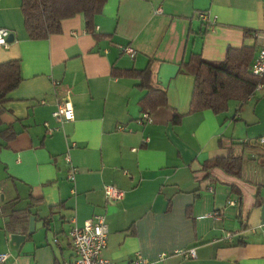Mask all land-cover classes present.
<instances>
[{
    "label": "crops",
    "instance_id": "crops-1",
    "mask_svg": "<svg viewBox=\"0 0 264 264\" xmlns=\"http://www.w3.org/2000/svg\"><path fill=\"white\" fill-rule=\"evenodd\" d=\"M0 28L9 31L0 64L19 61L22 76L0 116V131L15 133L0 137L4 264L70 260L71 223L96 215L108 229L103 257L115 264L137 252L152 264H264V149L252 143L264 135V84L225 113L189 114L194 79L180 73L192 54L221 62L228 49L247 46L255 58L264 47V0H106L93 33L78 14L44 40L28 37L21 0H0ZM148 65L167 107L145 121L146 91L111 73ZM66 102L74 119L57 123L51 114ZM44 124L56 130L48 134ZM230 151L243 160L241 178L220 169L206 177L204 163ZM105 185L122 200L107 202ZM21 209L34 216V232L29 240L17 234L25 241L10 253L3 226ZM188 249L194 259L177 254Z\"/></svg>",
    "mask_w": 264,
    "mask_h": 264
},
{
    "label": "trees",
    "instance_id": "trees-1",
    "mask_svg": "<svg viewBox=\"0 0 264 264\" xmlns=\"http://www.w3.org/2000/svg\"><path fill=\"white\" fill-rule=\"evenodd\" d=\"M105 3L106 0H21L24 28L31 40H44L50 35L61 33L62 21L82 14L86 30L93 33L94 17L101 13ZM253 58L254 48L247 46L228 49L225 59L221 62L206 61L199 54H192L180 67V73L194 79L188 113L210 110L213 114L220 115L227 111L230 101H245L260 83L264 84V78L259 79L249 71ZM111 75L113 78L135 80L137 87L146 91L139 101L143 113L149 114L158 107H167L164 90L151 86L149 65L144 70L112 69ZM21 82L19 61L0 64V116L5 111L6 96ZM180 120L181 116L175 114L173 124H179ZM14 136L15 133L9 129L0 131V137L6 142ZM242 165L243 160L235 157L230 151L225 157L206 161L203 170L208 178L211 170L220 169L227 176L240 179ZM31 215L27 209L13 210L5 220L3 230L8 235H25L29 240L32 235L28 233ZM44 222L45 225L48 224L46 220Z\"/></svg>",
    "mask_w": 264,
    "mask_h": 264
},
{
    "label": "built area",
    "instance_id": "built-area-1",
    "mask_svg": "<svg viewBox=\"0 0 264 264\" xmlns=\"http://www.w3.org/2000/svg\"><path fill=\"white\" fill-rule=\"evenodd\" d=\"M8 37L9 31L0 28V47L4 49L8 48ZM122 52L130 58H133L136 54V52L130 48H123ZM249 71L251 75L259 79L264 78V47L258 50L256 57L250 65ZM262 87L263 84L260 83L255 91ZM51 116L57 123L72 122L74 119L73 109L67 102L58 105L56 110L52 112ZM142 118L143 120L148 121V113H143ZM44 126L46 127L48 134H52L56 130L48 127L47 124H44ZM252 143L254 146L264 149V135ZM69 178L72 179V173ZM103 193L105 200L109 203L120 202L123 198V193L112 185H105L103 187ZM211 216L217 217V214L214 213L211 214ZM68 237L72 250V257L70 260L62 262V264H115L103 257V251L106 248L108 240V229L103 216L96 215L93 218L86 220L82 226H77L76 222L73 221L68 232ZM177 254L184 260L195 258L193 249L180 250ZM167 256V253H162L158 255L157 259L160 261ZM7 258V254H0V264H4L7 261ZM126 264H152V262L137 252Z\"/></svg>",
    "mask_w": 264,
    "mask_h": 264
},
{
    "label": "water",
    "instance_id": "water-1",
    "mask_svg": "<svg viewBox=\"0 0 264 264\" xmlns=\"http://www.w3.org/2000/svg\"><path fill=\"white\" fill-rule=\"evenodd\" d=\"M34 223L35 219L34 216L29 218V232H34ZM25 241V236L17 235V234H10L8 236V246L10 251H17L20 245Z\"/></svg>",
    "mask_w": 264,
    "mask_h": 264
},
{
    "label": "rangeland",
    "instance_id": "rangeland-1",
    "mask_svg": "<svg viewBox=\"0 0 264 264\" xmlns=\"http://www.w3.org/2000/svg\"><path fill=\"white\" fill-rule=\"evenodd\" d=\"M65 229H66V227H65ZM49 235H52V233H49ZM10 253H12L13 251H10V250H8Z\"/></svg>",
    "mask_w": 264,
    "mask_h": 264
}]
</instances>
